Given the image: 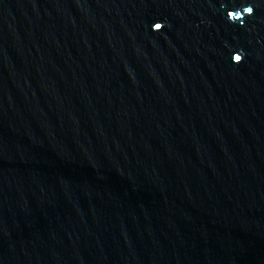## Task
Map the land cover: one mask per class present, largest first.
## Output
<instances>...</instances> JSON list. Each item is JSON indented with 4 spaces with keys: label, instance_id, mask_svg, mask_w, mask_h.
Returning a JSON list of instances; mask_svg holds the SVG:
<instances>
[{
    "label": "water",
    "instance_id": "1",
    "mask_svg": "<svg viewBox=\"0 0 264 264\" xmlns=\"http://www.w3.org/2000/svg\"><path fill=\"white\" fill-rule=\"evenodd\" d=\"M0 264H264V0H0Z\"/></svg>",
    "mask_w": 264,
    "mask_h": 264
},
{
    "label": "clouds",
    "instance_id": "2",
    "mask_svg": "<svg viewBox=\"0 0 264 264\" xmlns=\"http://www.w3.org/2000/svg\"><path fill=\"white\" fill-rule=\"evenodd\" d=\"M162 28H163V25L161 23H155L153 25V30H161Z\"/></svg>",
    "mask_w": 264,
    "mask_h": 264
}]
</instances>
